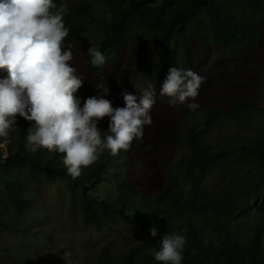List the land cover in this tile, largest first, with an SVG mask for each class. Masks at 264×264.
<instances>
[{"label": "trees", "instance_id": "16d2710c", "mask_svg": "<svg viewBox=\"0 0 264 264\" xmlns=\"http://www.w3.org/2000/svg\"><path fill=\"white\" fill-rule=\"evenodd\" d=\"M50 23L58 36L41 51L36 25ZM263 23L264 0H0V71L42 73L0 87V131L17 122L6 163L0 149V264H259L264 218L249 214L257 227L242 237L228 218L264 196V139L228 162L206 140L257 108L240 95L205 109L203 131L189 116L205 74L245 84L221 64L253 47ZM131 42L138 51L125 55ZM171 146L188 152L172 166ZM220 156L230 187L201 186ZM244 167L255 173L240 186ZM78 214L103 234L85 259Z\"/></svg>", "mask_w": 264, "mask_h": 264}, {"label": "rangeland", "instance_id": "374dc122", "mask_svg": "<svg viewBox=\"0 0 264 264\" xmlns=\"http://www.w3.org/2000/svg\"><path fill=\"white\" fill-rule=\"evenodd\" d=\"M10 2V0H7ZM95 14L100 15L102 12L101 9H95ZM30 18V17H29ZM31 20V19H30ZM38 29V37L34 40L33 46L37 49L42 50L43 43L47 47V41L52 32L53 36H58L54 23H50L51 28H46L40 24L36 25ZM260 38L253 47H250L242 52V54L233 60H228L227 63L221 64L222 66H229L232 63L238 65L235 70L243 72L242 78L246 80L244 85L227 83L219 75L215 74L214 71L211 73L205 74L204 77L207 79L205 83L204 95L191 106L192 116H189L190 127L195 131L204 130V122L206 119V111L208 108H219L227 109L231 108L232 104L238 99L241 95L245 98L252 106L256 107L257 110L252 112H244L242 117L239 120H234L231 122H224L222 127L219 130L212 131L206 135V140L208 145L213 149L215 153L221 155L225 154V160L234 161V154L232 151H239L242 144L256 141L258 139H264V23L260 27ZM59 38V37H57ZM138 51L136 46L131 42L128 48V52H125V55L131 56V52ZM213 54V50L211 52ZM42 54V53H41ZM40 54V58L42 59ZM200 63L206 61L202 56L197 59ZM44 62L39 63L38 68L43 65ZM121 69L123 71V64L119 62L112 63L109 67V70ZM31 69L27 68V65L22 69L19 67L17 70L12 73H5L0 71V87L5 85H16L17 88H21V85L32 84V82L41 77L42 73L40 71L30 72ZM227 72V71H226ZM231 72V71H230ZM228 72V73H230ZM229 75V74H228ZM14 76H17L18 82L12 81ZM7 129L0 131V149L4 150L3 162L6 163L8 155L6 154V149L10 143V140L16 137L17 131V122L8 124ZM13 133V134H12ZM11 134L10 138L8 136ZM8 139V140H7ZM231 151V152H230ZM188 152L178 147L171 146L169 147L166 156L165 164L172 166L174 163L180 161L181 158L186 157ZM222 161L220 156L218 161L204 174V180L201 186L210 188L215 185L216 182L222 180V185L225 187H230L229 179L233 177L231 173L220 174L218 172V166ZM255 173L254 168L244 167L239 171L237 183L240 186L244 185V182L249 179L251 174ZM92 188V187H91ZM6 186L0 184V201L3 200L5 195ZM32 199L38 197L37 194H33ZM56 206L59 203H55ZM250 215L261 216L264 218V196L258 200H251L250 204L243 208L234 216H230L228 219L230 222H233L237 219L240 222L239 231L237 235L242 237L243 234L247 231H251L257 227L256 224L252 221ZM198 226L201 227V219L198 215ZM77 228L76 231L71 227V231L75 236L76 245H77V254L83 259L86 257V251L88 249L94 248V240L96 237H103V234H95V231L87 233V228L92 229V226L84 223L83 218L78 214L77 215ZM206 231V227L204 228ZM262 239L264 241V225L262 227ZM34 231V230H33ZM44 236L51 235V229L47 228L45 231H42ZM206 233V232H205ZM2 234H0V240L2 239ZM92 238V240H90ZM48 241V240H46ZM48 244H46L47 246ZM1 251V246H0ZM5 264V263H1ZM259 264H264V248L261 252V261Z\"/></svg>", "mask_w": 264, "mask_h": 264}, {"label": "clouds", "instance_id": "9594fccd", "mask_svg": "<svg viewBox=\"0 0 264 264\" xmlns=\"http://www.w3.org/2000/svg\"><path fill=\"white\" fill-rule=\"evenodd\" d=\"M31 84H24V85H21L22 87H30Z\"/></svg>", "mask_w": 264, "mask_h": 264}]
</instances>
